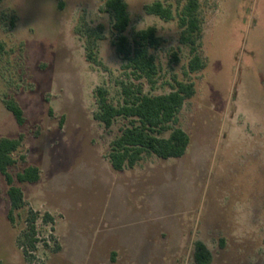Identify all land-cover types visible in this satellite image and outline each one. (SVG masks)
Here are the masks:
<instances>
[{
    "label": "rangeland",
    "instance_id": "374dc122",
    "mask_svg": "<svg viewBox=\"0 0 264 264\" xmlns=\"http://www.w3.org/2000/svg\"><path fill=\"white\" fill-rule=\"evenodd\" d=\"M105 1L0 0V139L21 141L8 173L24 201L10 221L0 175V264H195L196 242L210 264H264V0H196L195 32L180 24L187 0H124L121 35ZM155 3L169 20L147 13ZM148 28L159 41L149 80L130 64ZM195 55L204 67L190 72ZM178 83L194 94L157 136L183 130L185 155L113 171L109 145L129 120L96 121L95 90L118 107ZM28 166L38 182H16ZM30 212L37 242L24 256Z\"/></svg>",
    "mask_w": 264,
    "mask_h": 264
},
{
    "label": "trees",
    "instance_id": "16d2710c",
    "mask_svg": "<svg viewBox=\"0 0 264 264\" xmlns=\"http://www.w3.org/2000/svg\"><path fill=\"white\" fill-rule=\"evenodd\" d=\"M147 13L158 16L163 20H169L171 14L160 3H155L146 9ZM197 11L196 0H187V5L180 20L189 32L198 30L197 21L194 18ZM104 13L112 16V29L121 35L129 25L127 4L124 0H106ZM126 39L120 37L117 52L125 55ZM159 41L154 28H148L139 32L134 40L135 56L130 60L132 69L140 73L144 78L151 79L155 75V67L152 57L148 54V48H157ZM89 62H94L88 55ZM201 59L195 55L188 63L190 72L203 69ZM194 94L192 85L178 83L174 90L168 94L147 96L142 95L134 102L122 106H113L108 100L105 88L99 87L94 92L97 103V113L94 119L105 128H109L118 118L128 119L129 126L121 130L120 135L109 145L108 159L115 172H122L125 168H133L143 157L152 155L160 160L179 159L183 157L189 146V136L181 129H173L167 138H159L157 135L167 130V126L174 122L175 117L185 100ZM6 109L11 113L15 122L21 126L23 115L21 109L13 101L4 102ZM20 139H0V175L3 177L7 189L10 209L8 219L12 221L14 211L23 207V194L19 187L14 185L13 177L8 169L14 165L12 154L19 148ZM40 178L36 167L28 166L15 175L16 182L34 184ZM36 214L30 212L26 218L27 228L18 241V246L23 250L24 256L34 249ZM195 264H210L211 254L201 242L195 243L193 255Z\"/></svg>",
    "mask_w": 264,
    "mask_h": 264
},
{
    "label": "clouds",
    "instance_id": "9594fccd",
    "mask_svg": "<svg viewBox=\"0 0 264 264\" xmlns=\"http://www.w3.org/2000/svg\"><path fill=\"white\" fill-rule=\"evenodd\" d=\"M248 264H260V260L257 257H252L249 261Z\"/></svg>",
    "mask_w": 264,
    "mask_h": 264
}]
</instances>
